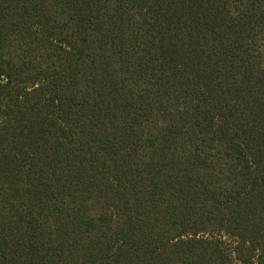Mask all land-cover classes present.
Returning a JSON list of instances; mask_svg holds the SVG:
<instances>
[{"label":"trees","instance_id":"16d2710c","mask_svg":"<svg viewBox=\"0 0 264 264\" xmlns=\"http://www.w3.org/2000/svg\"><path fill=\"white\" fill-rule=\"evenodd\" d=\"M0 264H264V0H0Z\"/></svg>","mask_w":264,"mask_h":264}]
</instances>
